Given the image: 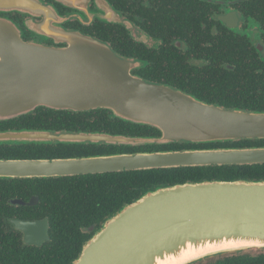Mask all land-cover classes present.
<instances>
[{"label":"water","instance_id":"water-1","mask_svg":"<svg viewBox=\"0 0 264 264\" xmlns=\"http://www.w3.org/2000/svg\"><path fill=\"white\" fill-rule=\"evenodd\" d=\"M26 0H0L21 8ZM67 46L25 42L0 18V121L38 107L56 111L108 110L147 125L159 137L105 133L0 132V142L90 143L121 146L208 144L264 140V113L226 110L131 74L132 64L106 45L60 30ZM264 164V147H223L118 153L64 159L0 160V177L60 178L187 167ZM34 199L33 202H36ZM26 238H45L46 221L14 222ZM71 264H202L237 252L264 253V180H204L143 192L107 217Z\"/></svg>","mask_w":264,"mask_h":264},{"label":"flooded vegetation","instance_id":"flooded-vegetation-1","mask_svg":"<svg viewBox=\"0 0 264 264\" xmlns=\"http://www.w3.org/2000/svg\"><path fill=\"white\" fill-rule=\"evenodd\" d=\"M26 1L21 8L0 7V18L12 21L27 43L62 48L67 44L56 32L77 33L106 45L130 62L133 76L195 99L214 100L206 104L226 110H252L254 101L264 99V87L259 85L264 84V0ZM11 131L16 130L0 132ZM82 144L90 143L1 141L0 150ZM25 159L32 160L0 157ZM41 179L0 177V264H63L72 257V235H58L51 228L48 216L36 209L39 197L25 186L26 180ZM44 220L46 237L32 240L14 223Z\"/></svg>","mask_w":264,"mask_h":264},{"label":"trees","instance_id":"trees-1","mask_svg":"<svg viewBox=\"0 0 264 264\" xmlns=\"http://www.w3.org/2000/svg\"><path fill=\"white\" fill-rule=\"evenodd\" d=\"M259 85L264 87V84L259 83ZM197 100L209 104L214 101L211 99ZM250 107L252 110L241 111L264 113V99H257L254 101V105H250ZM8 130L105 133L144 138L160 136V132L155 128L118 119L104 109L87 113H73L37 108L30 114L0 123V131ZM223 147H264V140H236L208 144L172 143L150 146L40 145L6 148L0 150V157L40 160L58 157L79 158L118 153ZM239 179L264 180V164L153 169L76 178L26 180L25 186L33 189V193L39 197L40 203L36 209L41 212L42 216H48L51 228L58 232V235L61 234L65 237L72 235L74 251L72 257L63 262V264H71L78 257L83 243L93 234V232L84 234L82 229L87 230L90 227L98 229L107 217L114 215L125 204L138 199L143 192L177 183L204 180L235 181ZM204 264H264V253L251 255L237 252L235 255L218 258L213 262Z\"/></svg>","mask_w":264,"mask_h":264},{"label":"bare ground","instance_id":"bare-ground-1","mask_svg":"<svg viewBox=\"0 0 264 264\" xmlns=\"http://www.w3.org/2000/svg\"><path fill=\"white\" fill-rule=\"evenodd\" d=\"M183 260V258H171V259H167L164 262H159V264H176L178 262H181Z\"/></svg>","mask_w":264,"mask_h":264},{"label":"rangeland","instance_id":"rangeland-1","mask_svg":"<svg viewBox=\"0 0 264 264\" xmlns=\"http://www.w3.org/2000/svg\"><path fill=\"white\" fill-rule=\"evenodd\" d=\"M215 261V260H214ZM202 264H204V263H202Z\"/></svg>","mask_w":264,"mask_h":264}]
</instances>
